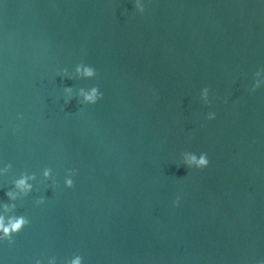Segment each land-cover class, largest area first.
Wrapping results in <instances>:
<instances>
[{
  "label": "water",
  "instance_id": "95a60500",
  "mask_svg": "<svg viewBox=\"0 0 264 264\" xmlns=\"http://www.w3.org/2000/svg\"><path fill=\"white\" fill-rule=\"evenodd\" d=\"M139 3L0 0V264H264V0Z\"/></svg>",
  "mask_w": 264,
  "mask_h": 264
},
{
  "label": "clouds",
  "instance_id": "9594fccd",
  "mask_svg": "<svg viewBox=\"0 0 264 264\" xmlns=\"http://www.w3.org/2000/svg\"><path fill=\"white\" fill-rule=\"evenodd\" d=\"M135 8L138 9L139 13L144 14L146 11V6L142 5L139 3V0H135ZM78 72L82 71V74L85 77H95L97 75L96 70L92 67H85L83 65L79 66L77 68ZM258 87V85H257ZM69 92L71 91V89H67ZM253 91H255V89H253ZM204 92V97L207 100V96H208V92H209V88L205 87L203 89ZM81 95L83 96V103L84 104H91V105H95L100 99L103 98V93L99 90L98 87H91L90 90L85 91L84 89H81ZM227 102V101H225ZM22 118V117H21ZM208 120H213L215 119V113H209ZM184 159H183V165H186L188 168H196V169H204L207 168L209 166V158L207 153H201L199 155L192 153V152H184L183 153ZM51 170H46L44 175L47 177L50 175ZM78 173L75 170H72V175L75 176ZM65 185L68 188H73L75 187V182L72 178H67L65 181ZM18 188H20L21 190L27 192H30L32 190V185L27 183V178H22L20 180L17 181V185ZM8 195L11 197V193H8ZM41 203H43V201H41ZM176 206H179L180 203V197L177 196L175 202ZM26 224V221L24 220L23 217L19 218V219H15L13 222L10 223V225L8 227L4 226L3 223V219L0 218V230H3L5 236L10 237V233L11 232H19L22 227ZM72 264H81V258L77 257Z\"/></svg>",
  "mask_w": 264,
  "mask_h": 264
}]
</instances>
